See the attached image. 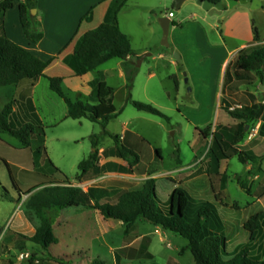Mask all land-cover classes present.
<instances>
[{
    "label": "rangeland",
    "instance_id": "374dc122",
    "mask_svg": "<svg viewBox=\"0 0 264 264\" xmlns=\"http://www.w3.org/2000/svg\"><path fill=\"white\" fill-rule=\"evenodd\" d=\"M152 2L154 7L151 12L144 11L142 14L146 16L149 23H152L156 36L151 52H148L151 56L147 57L140 67H138V61L134 65L137 70L131 88H128V80L120 78L117 72H113L109 77L102 72L99 74V77L103 75L108 85L115 89L114 110L119 114L109 123L107 130L114 136H120L124 126L129 124L128 129L135 135H129L128 141H121V143L130 146L140 156L138 175L143 176L148 173L158 175L156 195L160 204L166 208L169 207L170 193L176 187L185 190L184 186L187 184L181 183L182 176L174 172L180 160L183 163L184 173L196 166L195 169L200 170L196 175H207L210 193L204 198L191 197L198 204L212 203L216 206L217 214L224 224L222 234L226 238L228 249L232 252L237 251L249 242V235L243 226L253 216V211H256L253 210L256 199L253 193L248 194L242 189L239 181L234 177L239 174L240 180L247 182L250 189L253 188L254 194L259 189V181L255 183L251 181L246 171V164H242L236 157L222 163L213 162L210 151L213 136L206 139L200 136L197 129L202 130L212 125V132H214L219 124L234 123L225 112L226 106L222 103L224 98L230 110L262 106L258 123L248 126V135L253 134L257 125L264 121V95L259 89L260 84L264 82L254 73L243 74L232 65L230 69L232 81L243 79L251 84L239 88L233 87L230 83L225 86V76L223 75L221 79L220 74V64L223 61L220 53L224 42L217 29L219 19L209 18L208 21H203L198 15L196 1H187L180 10L176 9L173 0H152ZM248 8L264 42V3L259 9H254L253 5H249ZM171 12L175 16L172 21L176 25L171 26L169 47H166L163 45V29L159 20ZM199 35L208 50L211 45L216 46V50L213 51L215 56L208 58V62H204L203 58L192 57L191 68H187L175 56L176 54L181 56V52L188 50L192 55L198 56L203 49L194 44L192 38ZM160 54H164V58H160ZM236 56L232 60L233 63L236 61ZM117 62L119 59L111 61L100 70L115 69ZM133 64L134 60L132 66ZM206 65L210 67L208 75H200L199 78L190 81L189 71L200 73ZM175 75L180 82L178 88L175 84ZM46 86H48L47 82ZM62 87L74 100L76 94L71 88L64 85ZM91 89V96H80V99L94 105L96 102L91 99L93 88ZM14 92L13 86L0 88V109L4 103L13 100ZM42 92L38 91L37 95L36 114L39 119L42 116L47 118L49 123L48 119L53 116L50 111L54 109L58 116L64 117L67 111L65 101L56 97L58 103L54 105L41 96ZM130 96L135 101L150 104L159 109L169 118V121L138 111L127 103ZM102 131L103 127L100 124L87 120L67 119L56 128L44 126L45 136L37 131L30 148H21L19 140L1 133L3 136L1 135L0 138V184L8 189L17 201L0 200V228L3 230L0 238V264H29L32 255L47 261L40 264H92L97 259L105 264H195L191 251L182 253V250L188 246L184 238L144 220L138 222V231L135 234L140 239L135 245L139 246L144 237L150 238V252L154 258L139 261H130L125 258L121 263H117L111 250L123 246L121 235L125 226L119 222H110L98 210L88 208L51 209L45 212V217L52 222L54 233L59 240V243L53 245L48 252L31 242L24 244L16 242L18 234L32 237L41 225V220L33 212L25 209L24 203L29 195L21 199L13 186V180L24 190L32 185L30 183L33 181L39 182L41 178L34 177L31 173L39 171L44 173L50 168L47 156L68 176L73 186L85 191H88L90 186L108 187L112 192L109 200L116 202L120 192L123 191L118 185H114L121 180L120 176L106 175L91 178L89 180H96L90 183L89 180L76 179L79 174V164L88 159L94 151L91 137L101 134ZM113 145L114 140L110 136H102L100 139L101 148L106 149ZM42 147H45V150L36 155ZM242 148L240 145V149L244 150ZM158 149L161 151V157L156 153ZM32 155L35 163L33 166L26 164V167L33 168L22 170L19 166L25 161H30ZM225 169L227 175L224 173ZM223 173L224 175H221ZM54 177L57 181L64 180L59 174ZM222 178L227 183V195L224 188L220 187ZM133 180L138 183L135 179ZM227 199L232 201L234 208L233 205L226 203ZM105 202L106 199L102 200V203ZM220 202L228 204L229 207L220 206ZM10 203L15 204L14 208ZM10 208L11 212H9ZM260 243L262 248L264 242L259 241L257 245Z\"/></svg>",
    "mask_w": 264,
    "mask_h": 264
},
{
    "label": "trees",
    "instance_id": "16d2710c",
    "mask_svg": "<svg viewBox=\"0 0 264 264\" xmlns=\"http://www.w3.org/2000/svg\"><path fill=\"white\" fill-rule=\"evenodd\" d=\"M18 1L22 0H3L0 4V12L4 13L13 8ZM210 1L218 3L224 0ZM34 9H38V0H23L20 4L21 24L25 37L36 44L43 39L44 35L36 25V17L31 14ZM172 24L173 26L176 25L174 22ZM252 29L253 42L239 51L235 58L236 61L234 63L231 61L227 66L225 86L230 83L233 87L239 88L251 84L248 80L243 79L233 82L230 74L232 65L243 74L254 73L264 82V42L254 21ZM79 56L90 72H97L102 66L114 59L125 61L133 59V66L126 68L128 88H131L135 78L137 69L134 65L141 58L133 50L130 38L121 31L117 24H102L97 32H88L79 50ZM48 66L49 63L11 41L4 29L2 30L0 33V88L17 86L20 90V96L19 99H14L8 103L0 112V133L16 138L23 148L32 146V140L37 131L45 136L44 126L36 114L30 97L37 82L41 78H47L51 90L67 104L69 119H86L103 127L101 134L91 137L94 151L88 159L79 164V174L76 179L85 181L89 180L91 176L98 178L103 174V170L99 167L101 158L99 145L102 136L112 137L115 143V147L105 150L103 155L119 158L128 163V167H119L109 163L103 169L122 174H134L141 162L140 156L132 148L121 143V136H114L107 130L109 123L119 115L113 113L115 89L107 86L104 76L101 75L90 84L93 88L91 99L96 103L92 105L89 102L75 101L63 90V79L45 76V70ZM175 84L178 88L179 84L176 78ZM127 103L138 111L169 121V118L162 111L150 104L135 101L131 96ZM222 103L225 104V112L234 123L231 125L219 124L215 127L214 132H212V125L202 130L197 129V131L200 136L206 139L213 136L210 150L213 155V162L220 163L236 157L242 164H252L253 167L248 175L254 176L262 171L264 157L257 156L251 151L241 150L240 145L249 134L246 129L247 126L258 123L262 106L230 110V106L224 98ZM259 134L264 136V121L261 124ZM42 150H45V147L39 149L36 155ZM156 153L161 157L159 149ZM47 163L50 168L48 167L46 172L31 173L34 177L41 179L39 182L33 181L32 185L26 187V190L13 180V186L21 199L23 196L29 195L24 203L25 209L33 212L41 220V225L32 237L18 234L17 243L31 242L48 252L53 245L59 243V240L54 233L52 222L45 217V212L51 209L66 210L89 207L98 210L106 219L122 222L126 226V245L134 241L135 237L132 234L137 229V223L144 220L184 238L188 242V246L182 250V253L191 251L195 264H264V246L261 248V243L257 245L259 241L264 242V211L251 216L245 222L243 227L249 235V242L232 252L228 249V243L222 234L224 224L217 214L216 206L212 203L198 204L181 188H176L170 195L168 208L159 202L154 178L146 180L139 190L122 192L116 203H100L97 196L100 193L105 194V190L90 188L88 192H85L82 188L73 186L48 156ZM56 174H59L64 180L57 181L54 177ZM239 184L248 194L252 193L247 182L239 180ZM0 200L17 201L9 190L1 184ZM220 206L229 207L224 202H220ZM234 207L235 205H233ZM2 234L3 230L0 228V238ZM149 244L150 239L145 237L140 249H127L131 254L130 259H153L154 255L149 252ZM120 261V258L117 257V263ZM41 262L47 261L32 255L29 264H40ZM92 264H105V262L97 259Z\"/></svg>",
    "mask_w": 264,
    "mask_h": 264
},
{
    "label": "crops",
    "instance_id": "0c3cea01",
    "mask_svg": "<svg viewBox=\"0 0 264 264\" xmlns=\"http://www.w3.org/2000/svg\"><path fill=\"white\" fill-rule=\"evenodd\" d=\"M2 1L3 0H0V4ZM22 1L16 2L14 7L7 10L6 12L4 13L0 12V33L4 29L7 37L11 41L23 47L24 49L28 50L29 52H31L32 54H34L44 62L49 63V66L45 70V76L48 78L63 79V85L70 87L71 90L76 94V97L74 98L75 101H82L80 99V96H86V97L91 96L92 89L90 84L95 79H97V77H99V74L101 72L106 77L111 76L113 72H117L120 78L126 79L127 81L126 68L130 67L133 61V59H128L127 61L119 59V62L116 63L115 69H107L104 71L100 70L105 65L110 63L111 62L110 61L106 63L104 66H102L97 72L88 71L86 65L79 56V50L82 46L84 37L88 32H97L102 24H110V25L117 24L121 29V31L130 38L133 50L136 51L140 57L144 54H147L148 52H151L153 41L156 36V30L153 28L152 23H149L147 21L146 16H144L142 12L144 11H146L145 13L151 12V10L154 7L152 4L153 3L152 0H38L37 15L36 16L32 15V16L36 17L35 20L36 25L38 29L43 32L44 37L39 43L36 44L30 42L25 37V34L23 32L21 17H20V4L22 3ZM260 1L262 2V4L264 3L263 2L264 0H260ZM223 5H224L223 14L215 19L212 18L200 5H198V10H197L198 15L203 21H208L209 18H211L212 20L219 19L218 22L219 26L217 27V29L220 31L221 33L220 37L224 42V46L221 47L222 51L220 53V56L223 58V61L220 64L221 79L223 78V75L225 76L227 66L232 60H234L236 54H238L239 51H241L242 49L248 47L253 42V38H254L253 29H252V23L254 20L250 12L251 10L248 8V6L251 4L238 5L234 9H231L229 7L228 1L224 0ZM171 29L172 28H170V32ZM192 42L197 46H199L201 49H203V51H201V53L198 56L192 55L191 51L189 50L186 52H181L180 60L178 61L182 62L184 66L187 68H191L190 64L192 57H195L196 59L203 58L204 62H208L209 60L208 58L212 57L214 55L213 51L216 50V46L214 45L213 46L211 45L210 50H208L206 48V45L201 41L200 35L192 38ZM177 49L181 50L178 47ZM159 57L164 58V54H160ZM204 64H208V63H204ZM204 64L202 66H204ZM209 68L210 67L206 65L204 69H201L200 73L198 72L194 73V71L192 72L190 70L188 73L190 77V81H194L195 79L199 78L200 75H204V76L208 75L210 71ZM175 78L179 84L180 82L176 75ZM46 82L48 83V86H46ZM107 86L112 87L108 85V83ZM13 87H15V92L14 95L12 96L13 100L19 99L20 90L17 86H13ZM38 91L41 92L43 91L41 96L52 102L54 105L58 103L56 97L59 96L51 90L48 79L41 78L33 88L32 96L30 97L36 109V112L38 110L37 109ZM8 103L10 102L4 103L3 107H1L0 109V112L4 109V107ZM114 107L115 105L113 103V113L118 114L115 112ZM16 110L19 111V109ZM50 114L53 116L50 119H48L50 120L49 123L47 121V118H43L42 116L40 120L43 126L56 128L64 120L69 119L68 106H67L66 115H64V117L58 116L55 109L51 110ZM82 120H86V119H82ZM261 124L262 123H259L257 125V127L254 129V133L251 134L250 136L248 135L245 141L241 145L243 147L242 149L246 151H251L257 156L264 157V136H261L259 134ZM127 126H129V124H126L124 126L123 133L120 135L123 142L128 141L129 135L130 136L135 135L132 130L128 129ZM1 135L3 136V134L0 133V138ZM20 147L23 148L21 143H20ZM113 147H115V143L112 147L106 149L101 148L99 145V150L101 155L99 167L103 170V174L100 177L106 175L120 176L119 179L121 180H118L114 185H118L120 189H123L122 192L126 190L141 189L143 187L144 182L149 178H154L156 180V186H157V182L159 180L158 175H153V174L149 175L150 173H148V174H144L143 176L142 175L140 176L138 175L139 166L136 168L134 174H122L119 172L105 171V169L103 168L106 167L107 164L109 163H113L119 167H128V163L122 159L115 157H105L103 155V152L105 150ZM32 157L30 161H25L24 164L20 165L19 167L22 170L28 168L32 169L33 167H26V164L28 165L32 164L31 166L34 165L35 163L34 156L32 155ZM8 161L10 162L9 159ZM222 162L223 161H221V163ZM182 165L183 163L180 160L178 163V167H176L174 172L182 176L183 180L181 183H187L184 186L185 191L194 198H204L206 195H208V193H210L208 188L209 185L208 176L196 175V173L200 171L198 169H195L196 166L190 169L189 172L184 173L183 172L184 168ZM252 167L253 166L251 163L246 164L247 173H249ZM59 170L63 173L61 169ZM224 173L225 175H227L226 169L224 170ZM224 173L221 175H224ZM65 176L69 180L68 176L67 175ZM128 177H134V178H128ZM14 178L16 177L14 176ZM91 178H93V176H91ZM133 179H135L138 183H135ZM234 179L239 181L240 175L239 174L235 175ZM250 179L253 183L259 181V186H258L259 189L257 193L254 194L253 188L251 189L256 199L253 209L256 210L253 211V215H255L259 212L264 211V161L262 164V171L254 176H251ZM95 180L96 179L89 180V183L94 182ZM225 182L226 181L224 180V178H222L220 182V187L224 188V191L227 195L228 194L227 183ZM90 188L105 190L106 192L105 194L100 193L97 196L100 203H102V200L104 199H106L105 203L117 202V200L116 202L109 200L110 197L112 196V192L108 187L90 186ZM122 192H120V194ZM171 194L172 193H170V195ZM227 202L229 203V205L230 204L233 205L231 200L227 199L226 203ZM10 204L12 205V208H14L15 204L13 203ZM80 208L93 209L89 207H79V208H70L69 210L72 209L75 210ZM9 210H10L9 212H11L12 209L10 208ZM221 210L222 209H220V211ZM107 220L110 222L112 221L119 222L115 220H109V219ZM119 223L121 225H124L122 222ZM125 231H126V226L124 227V230L121 235L123 239V246L120 248H113L111 250V253H113V255L116 257V261H117V257L120 258L121 260L120 263L125 258L130 261L143 260V259H135V260L130 259L131 254L129 253V251H127V249L129 248L140 249L141 245L144 243L145 237L143 238L139 246L135 245L140 239L135 234L138 231V223H137L136 231L133 232L132 234L135 237V239L132 243L128 245H126L127 243L125 242ZM150 244H149V252H150Z\"/></svg>",
    "mask_w": 264,
    "mask_h": 264
},
{
    "label": "water",
    "instance_id": "95a60500",
    "mask_svg": "<svg viewBox=\"0 0 264 264\" xmlns=\"http://www.w3.org/2000/svg\"><path fill=\"white\" fill-rule=\"evenodd\" d=\"M187 1L189 0H175L176 9L180 10ZM194 1H196L198 5L202 6L203 9L214 19L223 14V10H224L223 1L218 2V3L212 2L210 0H194ZM227 1L231 9H234L238 5H249V4L253 5L254 9H259L263 5L260 0H241V1L227 0ZM31 14L33 16H36L37 9L32 10ZM159 22L163 29V45L166 47H169V34H170V28L172 26V19L169 16H165L164 18H161ZM149 56H151V54L149 53L141 56V58L138 60V67H140L143 61ZM175 57L177 58V60H180V56H178L177 54ZM259 89L261 92H263V95H264V84L263 83L260 84ZM246 129L248 130V126Z\"/></svg>",
    "mask_w": 264,
    "mask_h": 264
},
{
    "label": "built area",
    "instance_id": "2783aa9c",
    "mask_svg": "<svg viewBox=\"0 0 264 264\" xmlns=\"http://www.w3.org/2000/svg\"><path fill=\"white\" fill-rule=\"evenodd\" d=\"M168 16L172 19L174 17V14L171 12Z\"/></svg>",
    "mask_w": 264,
    "mask_h": 264
}]
</instances>
